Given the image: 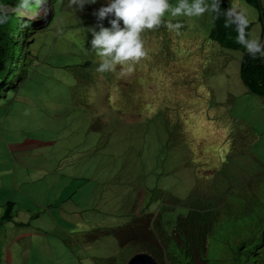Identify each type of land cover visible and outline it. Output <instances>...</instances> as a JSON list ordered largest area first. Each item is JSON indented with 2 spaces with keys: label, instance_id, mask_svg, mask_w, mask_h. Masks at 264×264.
<instances>
[{
  "label": "rangeland",
  "instance_id": "374dc122",
  "mask_svg": "<svg viewBox=\"0 0 264 264\" xmlns=\"http://www.w3.org/2000/svg\"><path fill=\"white\" fill-rule=\"evenodd\" d=\"M240 4L250 22H257L255 9L244 0ZM164 19L178 20L168 14ZM192 19L195 28L179 35L171 33L165 50L189 69L184 81L187 90L179 89L184 83L175 75L161 77L159 54L144 61L147 74L125 89L127 101L141 97V103L148 102L151 94L157 98L155 105L133 103V110L113 99L115 104L101 111L93 94L101 85L94 89L96 83L89 81L92 88L86 90L69 80L83 71L89 77L97 75L94 65H81L82 57L75 55L78 37L66 41L70 49L64 61L47 52L41 54L29 68L32 76L22 96L0 101V210H7L5 204L11 201L13 217L19 221L1 223L0 245L4 251L17 234L41 237L31 242L28 237L16 240L18 254H12L8 264H105V259L112 258L125 264L134 253L144 250L141 244L120 247L114 233L121 231L122 243L132 239V220L143 214L159 216L160 230L171 240L168 251L184 264L187 258L173 239V227L187 207L178 209L176 199L188 206L217 207L223 213L221 217L218 214L207 237L203 264H241L243 260L234 258L245 255L249 264H264V97L250 94L240 83V53L224 51L227 56L218 47L223 56L213 60L221 69L215 73L209 70L210 52L203 59L186 50L198 32L199 43H206L211 26L201 17ZM250 27L260 30L259 24ZM160 64L175 66L167 59ZM134 69L130 76L136 77L137 66ZM64 71L63 92L60 88L49 94V86L37 85L44 75L53 79V73ZM75 89L77 93L72 95ZM101 92L103 96L106 93L104 89ZM60 94L62 107L57 103ZM86 94L89 97L83 100ZM49 99L53 104L44 103ZM159 103L160 112L144 115ZM190 109L197 111L190 114ZM159 116L175 135L161 138ZM180 122L182 137L176 129ZM47 142L52 144L44 146ZM17 146L25 149L16 152ZM250 187L261 192L258 198L244 201L233 194L239 189L251 192ZM227 199L234 206L228 214ZM220 230L228 236L223 250L215 246ZM100 231L107 234L97 241ZM261 231L263 246L256 250ZM250 239L254 241L239 251L241 241ZM6 263L3 256L1 264Z\"/></svg>",
  "mask_w": 264,
  "mask_h": 264
},
{
  "label": "clouds",
  "instance_id": "9594fccd",
  "mask_svg": "<svg viewBox=\"0 0 264 264\" xmlns=\"http://www.w3.org/2000/svg\"><path fill=\"white\" fill-rule=\"evenodd\" d=\"M177 2L176 5H172L169 3V0H106V6L100 7L97 11L93 13L96 17L97 24L89 28L88 31L92 35L91 40V49L94 55L89 56L90 62L87 66L94 65L96 67L97 75H93L91 77L87 76L83 71L79 75L71 77L69 80L71 83L75 84L74 86L77 88L83 87V89L88 90L92 88L89 86V81L91 83H96L94 89L99 88L101 85L100 91L93 92L96 96V100L99 103L98 107L101 111L109 110L110 104L113 99L117 100L116 104L125 103L126 105L131 104L130 101L124 100L120 97L119 92L121 89L127 88L136 81L139 76H145L147 72L145 69V60H152L155 58L157 54H159V72L161 73V77L163 75H175L182 83H184L187 78L188 68L183 66L180 61L181 59L178 57H171L165 54V50L168 49V38L171 33H176L179 35L180 33L195 28V25H191V27L186 26L183 29L184 25L179 20L171 22L169 20H165L164 17L166 14L175 17L178 19L180 16L184 17H201L205 13H211L213 21L219 19L221 16L224 18V27L226 29H234L236 32L235 42L241 45L246 53L252 58H264V38H261L262 35V25L258 22H250L247 12L244 8L236 6V3L233 5L228 4L227 9L221 8V0H174ZM257 6L258 9L251 6L255 11L260 13L263 21H264V0H258ZM48 3L49 0H17V3L14 6H6L0 4V25L8 23L11 14L15 13L21 17H27L31 19V11L32 9H37V13L43 11L45 14L48 11ZM97 0H69L68 7L75 8L77 11H83L85 5L87 4H96ZM230 3V2H229ZM112 17L111 19H108ZM108 19V23L110 27H105L103 21ZM121 22L123 23V27H121ZM252 23V24H250ZM259 24L260 30H252L251 25ZM160 27H165L163 30H159V35L157 38L159 39V43L161 41V45L165 48L163 51L159 48V52L149 53L145 48V40L143 39V35L147 30H158ZM211 27V26H210ZM97 29H99L97 31ZM254 33V36L252 34ZM210 28L207 33V42L204 44L199 43L200 36L199 32L195 38L190 40V45L188 44L186 50H189L195 56L201 50H205L206 54L210 52L213 54V51L217 52V44L209 43L210 37ZM187 43L188 41L185 40ZM208 48V50H207ZM222 49V48H221ZM224 51H231L227 49H222L224 55ZM234 52V51H232ZM240 53L241 56L243 53ZM221 55L219 52L213 54V59L220 58ZM203 58V57H202ZM162 59H167L169 63H174L175 66H171L168 68L167 66L162 67L160 61ZM204 59V58H203ZM241 57L238 60V67ZM207 61H210L207 59ZM137 65L136 77L130 76L134 72V68ZM214 65V64H213ZM86 66V65H83ZM86 66V67H87ZM212 72L218 73L221 71L219 67L215 65L213 68H210ZM114 75L117 78H120L121 81L118 83L121 89L118 91L115 89V86H110L108 81L106 80V75ZM130 76V78L128 77ZM66 77V72L53 73V79L43 83L45 86H49V94H52L55 90H59L60 88L63 90V80ZM79 83V84H78ZM107 84V85H105ZM126 84V86H124ZM160 88V87H159ZM157 88V90L159 89ZM202 88L205 89L204 84ZM101 89L106 91L105 95L101 92ZM181 90H187L186 82L181 85L179 88ZM125 90V89H124ZM162 88H160V93ZM159 92V91H158ZM48 94V97H49ZM141 94L143 96V89H141ZM254 95V94H252ZM61 94L57 98V103L59 107H62L60 101L63 100ZM258 96V95H254ZM151 98L148 102H140L141 97L138 98V104H150L155 105L158 101L156 100V96L148 95ZM170 98V97H169ZM198 95L194 96V99H198ZM46 99V97H45ZM171 99V98H170ZM172 100V99H171ZM160 106V103H159ZM135 110V109H133ZM197 111V110H196ZM194 109H190V114L196 112ZM59 111H56V117H60L57 115ZM145 114V112H143ZM171 113H175L174 110H171ZM160 124V136L162 139L166 137H171L166 131L164 127H162L161 120H159ZM182 125L180 124L176 127L177 131L181 129ZM181 133V132H180ZM173 134V133H172ZM180 135V134H179ZM182 136V135H180ZM37 143V142H36ZM40 143V142H38ZM42 145L41 143L38 146ZM24 146V145H23ZM19 146V149H16V152H19L25 149V147ZM37 146V147H38ZM35 147V146H34ZM18 157V156H16ZM177 175V174H176ZM251 192L247 189V193L243 195V200L246 201L250 197H254L255 199L259 197L260 191L255 190L253 187H250ZM11 202V201H10ZM133 227L131 232L132 240L130 244L137 243L139 241H135L138 238H143L142 242H149L152 244L156 250L160 252L163 251L162 248L170 247V238L165 237V231L161 232L159 227V216H155L154 214H143L135 217L133 220ZM11 223V222H8ZM12 224H16L13 222ZM1 225V224H0ZM121 227V226H119ZM135 232V234H134ZM120 233L119 229L116 230L114 236L117 237V241L120 247L126 246V242L123 243L120 241ZM106 231H100L98 237L96 238L99 241V237L102 235H106ZM159 234L161 236L162 244L159 245ZM28 234H17L13 239V242L3 248L0 251H3L0 258V264L3 261V256L7 258V263L11 262V255L18 254L16 240H19L24 237H28V239L33 241L36 236H26ZM263 238V231H261L260 235L257 237ZM95 239V240H96ZM173 239L177 242L180 238L178 233L173 234ZM127 241V240H126ZM181 248H184L183 241L179 244ZM137 254H145L149 256L152 260L153 264H158V260L154 258L149 252L139 251L134 253L125 264H128L129 261ZM142 264V263H139ZM196 264H203L202 256L197 259Z\"/></svg>",
  "mask_w": 264,
  "mask_h": 264
},
{
  "label": "trees",
  "instance_id": "16d2710c",
  "mask_svg": "<svg viewBox=\"0 0 264 264\" xmlns=\"http://www.w3.org/2000/svg\"><path fill=\"white\" fill-rule=\"evenodd\" d=\"M234 1L236 3V6L243 8L240 4V2H242L243 0ZM244 1L248 5H252L254 8L259 10L256 4L257 2H259L258 0ZM68 2L69 0H49L47 14L41 12L37 13L38 10L34 8L31 11V19L27 17H21L13 13L10 16L8 23L0 25V101H6L9 97H15V95L16 98L17 95L18 97L22 96V92L26 89L25 86L30 81V78L32 76V72L29 70V68L39 61V56H41V54H43L44 52H47L48 56H53L61 61H64L65 57L69 55L67 52L70 49L65 44L67 40L71 42L73 38H80L77 53L75 55H79L82 57L83 60L81 65L87 66L89 64V56L94 55V53L90 51L91 40L93 37L88 29L94 27L97 24L96 17L93 15V13L100 7L106 6V0H97L96 4H87L85 5L83 11H77L75 8H69ZM229 2L230 0H221L222 10L227 9L228 4L232 5ZM16 3L17 0H0V4L9 7L14 6ZM212 15L213 14L211 13H205L203 16H201L204 21L208 20L211 25L209 42L212 44H217V46L222 49L243 53L238 67L240 78L239 81L250 94L264 97V58L258 57L256 59H252L246 53L245 49L235 42V30L226 29L224 27V18L222 16L219 19L213 21ZM206 16H209L210 19H205ZM258 16V22L263 26L261 38H264V21L259 12ZM111 18L112 17H109L108 19ZM108 19L103 21L105 27H110ZM178 20V22L184 25L183 29H185L186 26L189 27L191 25H194V22H192V17L180 16L178 17ZM121 27H123L122 22ZM163 29H165V27H160L158 30L154 31L147 30L143 35V39L145 40V48L147 47L146 50L148 51V56L150 55L149 52L151 53L154 50H157L155 52H159V48L162 51L165 49L161 45V41L159 43V39L157 38V36L159 35V30L161 31ZM98 30L99 29H97V31ZM54 54L56 55L54 56ZM197 55L204 58L206 52L205 50H201L197 53ZM208 59L210 60V58ZM213 60V54H211V64L209 65L210 68H213L214 66ZM77 67L78 65H75L73 69L76 70ZM71 76L73 77V75ZM105 77L110 86H115V89L117 91L121 89L118 84L121 81L120 78H117L112 74L106 75ZM128 77L130 78L129 75ZM51 79L52 76L48 78L47 75H44L38 80L37 85L48 82ZM124 86H126V84ZM124 89L120 90L119 95L124 100H126ZM76 90L77 89L72 90L73 94H71L74 95L75 92L77 93ZM10 93H12V95H10ZM45 97L46 99H48V94L45 95ZM88 97L89 95L86 94L83 100ZM130 102L131 104H128L129 108L134 109L132 104L138 103V98L136 97ZM44 103L49 105L53 104L50 99L49 101ZM157 110H159V112L161 111L160 106L151 107L144 115L148 116L150 114H153ZM159 120H161L160 116ZM161 124L166 131H172L165 124H163L162 121ZM182 131L183 130L181 127V129H179V132H181L180 135L182 134ZM172 133L168 134L170 136L175 135L173 131ZM50 144H52V142H47L44 144V146H49ZM229 190L232 191L231 188H229ZM234 193L237 199H243V195L246 194L247 191L246 189H239L233 192V194ZM226 201L227 203L225 204V210L228 214V212H233L234 206H230V202L228 199ZM174 204L177 205V208L182 211L186 210V208L184 207H187V212L185 214L179 215L176 218V222L173 227V234L178 233V236L180 238L177 241V244L179 245L182 241L184 243L183 253L187 258V261L184 264H196L197 259L200 258L205 251L206 240L213 229L216 217L218 216V214L221 217L223 213L220 214L217 207H215L214 209H208L205 208L201 203H197L195 205V208L191 205L188 206L186 201H180L176 199L174 200ZM13 206L14 203L7 202V204H5L7 210L5 209V211H1L2 204L0 205V224L3 221L11 222L8 224L19 222L18 218L15 219L13 217ZM219 232V237L217 240H215V246L220 250H223L228 245V242L225 240V237L228 236L225 235L221 230ZM40 238V236L34 237V239ZM131 240L132 239L125 241V244H130ZM257 240L258 243L255 245L256 250L262 248L263 246V238L260 236L259 238H257ZM253 241L254 239H250L249 241H241L242 244H240L241 247L239 251L243 249L248 242ZM133 244H141V249L144 250V252H149L154 258H156L158 260V264L183 263V261L175 260L172 252L168 251L169 247L162 248L163 251L159 253V251L156 250L155 247L149 242H137ZM2 248L3 246L0 245V250H2ZM2 253L3 251H0V258ZM255 255L259 254L256 252ZM235 260H243L241 264H249L248 255H245L243 259H240L239 257L234 258V261ZM168 261L170 262L168 263ZM261 262L264 263V261ZM105 264L118 263L112 258L108 260L105 259ZM253 264H255V262H253Z\"/></svg>",
  "mask_w": 264,
  "mask_h": 264
},
{
  "label": "water",
  "instance_id": "95a60500",
  "mask_svg": "<svg viewBox=\"0 0 264 264\" xmlns=\"http://www.w3.org/2000/svg\"><path fill=\"white\" fill-rule=\"evenodd\" d=\"M153 264L152 260L149 256L145 255V254H137L134 257H132V259L129 261L128 264Z\"/></svg>",
  "mask_w": 264,
  "mask_h": 264
},
{
  "label": "crops",
  "instance_id": "0c3cea01",
  "mask_svg": "<svg viewBox=\"0 0 264 264\" xmlns=\"http://www.w3.org/2000/svg\"><path fill=\"white\" fill-rule=\"evenodd\" d=\"M16 149H19V146H17ZM8 168H9V170L15 171V170L12 169L11 167H8ZM8 190H9V188L4 189V190H3V193L8 192ZM13 195H14V194H12V195L10 196L9 200L11 199V197H13ZM30 201H31V200L28 199V203H30Z\"/></svg>",
  "mask_w": 264,
  "mask_h": 264
}]
</instances>
